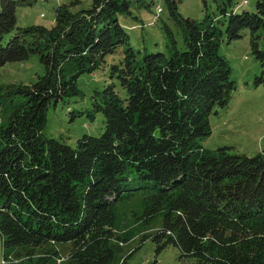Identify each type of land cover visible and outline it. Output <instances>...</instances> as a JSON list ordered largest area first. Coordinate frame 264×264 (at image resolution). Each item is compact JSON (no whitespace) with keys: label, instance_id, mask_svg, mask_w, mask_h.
<instances>
[{"label":"trees","instance_id":"trees-1","mask_svg":"<svg viewBox=\"0 0 264 264\" xmlns=\"http://www.w3.org/2000/svg\"><path fill=\"white\" fill-rule=\"evenodd\" d=\"M216 1L229 42L250 29L262 68L255 84H264V0L241 12L229 11L235 0ZM165 2L181 39L165 22L168 53L140 56L119 21L131 14L129 0H92L77 11L63 3L51 27L18 25L17 8L29 2L0 0V67L34 54L45 67L34 82L0 87L5 263L127 262L134 230L118 206L134 197L143 207L135 221L155 224L141 241L151 239L157 254L174 247L182 264H264V146L250 156L202 143L210 116L237 90L220 53L223 30L213 18L183 16L179 0ZM107 64L110 82L94 89L88 109L92 119L103 114L104 131L75 146L45 136L48 109L82 97L80 76Z\"/></svg>","mask_w":264,"mask_h":264},{"label":"rangeland","instance_id":"rangeland-1","mask_svg":"<svg viewBox=\"0 0 264 264\" xmlns=\"http://www.w3.org/2000/svg\"><path fill=\"white\" fill-rule=\"evenodd\" d=\"M29 3L17 8L18 25L29 26L42 24L51 27L55 22V9L63 4H70L72 10L89 8L92 0H27ZM131 14L119 15L120 23L130 35V43L140 56L152 52L168 53L166 36L163 32L164 23H168L181 39L174 22L170 19L169 9L165 0H129ZM235 0L231 9L241 12L244 9L255 10L257 0ZM75 2V3H74ZM162 12L158 13L157 8ZM179 11L185 17L198 21L214 19L223 30L220 42V53L228 58L232 66V79L236 81L237 90L227 107L210 116L212 132L202 143L209 149L232 146L235 151L250 156L259 153L264 146V84L256 85L257 75L262 68L252 53L251 31L246 29L243 37L229 42L226 38L225 16L221 15L216 0H179ZM260 44L264 48V30L260 31ZM124 47L117 54L107 57L108 63L119 61ZM109 64L105 69L80 76L78 82L83 90L82 97L73 98L69 104L58 103L47 111V121L43 133L47 137L63 140L75 146L84 134L99 136L104 131V116L97 113L92 119L88 114L91 107V95L96 88H103L110 82ZM45 67L38 55H31L24 61H12L0 67V87L11 84L31 83L44 74ZM141 202L132 197L120 202L119 219L133 228V238L126 249L135 250L127 262L121 264H182L179 251L174 247L156 253V245L151 239L141 241L143 230L148 231L155 224H142L135 221L141 213ZM158 224V223H157ZM12 257V256H10ZM0 264H20L13 258L5 263L2 239L0 238Z\"/></svg>","mask_w":264,"mask_h":264},{"label":"built area","instance_id":"built-area-1","mask_svg":"<svg viewBox=\"0 0 264 264\" xmlns=\"http://www.w3.org/2000/svg\"><path fill=\"white\" fill-rule=\"evenodd\" d=\"M157 11L158 13L162 12V8L158 7Z\"/></svg>","mask_w":264,"mask_h":264}]
</instances>
